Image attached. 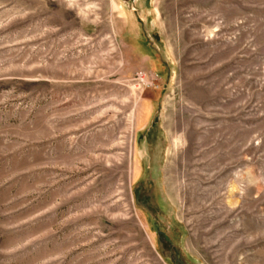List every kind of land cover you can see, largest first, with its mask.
Instances as JSON below:
<instances>
[{
  "label": "rangeland",
  "instance_id": "rangeland-1",
  "mask_svg": "<svg viewBox=\"0 0 264 264\" xmlns=\"http://www.w3.org/2000/svg\"><path fill=\"white\" fill-rule=\"evenodd\" d=\"M0 264H264V0H0Z\"/></svg>",
  "mask_w": 264,
  "mask_h": 264
},
{
  "label": "bare ground",
  "instance_id": "bare-ground-1",
  "mask_svg": "<svg viewBox=\"0 0 264 264\" xmlns=\"http://www.w3.org/2000/svg\"><path fill=\"white\" fill-rule=\"evenodd\" d=\"M121 13H122V15H124V12L123 11H121Z\"/></svg>",
  "mask_w": 264,
  "mask_h": 264
}]
</instances>
